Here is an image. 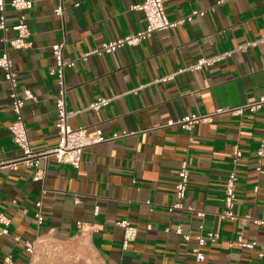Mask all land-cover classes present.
I'll return each instance as SVG.
<instances>
[{"label": "crops", "instance_id": "1", "mask_svg": "<svg viewBox=\"0 0 264 264\" xmlns=\"http://www.w3.org/2000/svg\"><path fill=\"white\" fill-rule=\"evenodd\" d=\"M31 1L26 17L32 45L8 48L18 90L34 94L22 106L31 146L41 149L57 141L58 85L50 74L55 43H63L64 59L75 60L64 70L69 124L85 126L90 133L100 128L106 136L127 134L86 147L79 168L49 158L43 180H33V170L23 165L0 168V212L11 218L9 233L0 235V264H195V241H185L172 229L179 225L193 237L199 224L220 236L201 247V264H264V256L257 255L264 254V155L259 161L256 155L264 142V105L240 114L214 113L264 96V0H163L170 19L194 9L204 15L155 31L138 45L102 54L92 50L145 26L143 12L133 8L143 0ZM59 4L60 16L53 11ZM5 13L7 24L15 23L10 6ZM14 35L0 30V54L6 47L3 38ZM199 58L214 61L190 69ZM167 75L171 79L163 80ZM100 97L111 100L100 109H89ZM189 113L213 115L191 130L165 126ZM13 118L0 69L4 158L20 153L8 130ZM184 160L189 180L183 208L170 211ZM232 169L237 174V218L221 219L224 186ZM37 200L42 203L40 223L34 218ZM197 210L204 216H197ZM254 218L262 223L255 224ZM122 219L138 229L126 248L123 229L116 225ZM165 227L171 231L165 232ZM239 234L258 246L229 245ZM27 241L31 252L25 249Z\"/></svg>", "mask_w": 264, "mask_h": 264}, {"label": "built area", "instance_id": "2", "mask_svg": "<svg viewBox=\"0 0 264 264\" xmlns=\"http://www.w3.org/2000/svg\"><path fill=\"white\" fill-rule=\"evenodd\" d=\"M224 0H218V3H222ZM10 6L16 12V20L12 25L7 24V16L5 13L6 6ZM32 7L31 0H0V30L6 32L12 30L15 35L8 39L3 38L5 42V49L0 54V69L3 71L4 79L7 83L8 96L10 98V107L14 114L13 120L8 125V130L11 134L12 141L19 148L20 153L14 158H4L0 156V168L8 167L11 170H16L19 165H23L33 170V180H43L46 175V167L49 158H53L55 162L59 164H68L74 168H79L81 164V156L83 150L92 145L105 142L107 140H113L121 135H126L127 132L123 131L119 133H113L110 136H106L100 128H95L93 132H89L85 126L72 127L69 124V117L71 112L66 109L65 91L66 86L64 83V70L66 67L74 65L75 60H66L63 57V43H55L51 46L52 55L55 61V68L50 71V74L55 75L57 78L58 94L55 98L56 108V135L57 141L54 145L35 149L31 146L30 140L27 134L25 122L22 116V106L26 100L34 99V94L30 89H24L22 92L18 90V73L14 68L12 58L9 56L8 48L20 50L23 48L31 47L32 42L29 40L30 32L27 23L26 12ZM134 9H139L143 12L145 18V26L131 34H127L121 38L115 40H108L101 42V44L92 50L96 54L113 53L122 47L134 46L142 43L155 31H162L167 29L177 28L190 21L194 16H203V10H192L190 14L178 19H170L165 11L163 0H143L140 4L133 6ZM54 13L58 16L62 15L63 6L61 4L54 8ZM91 53V52H89ZM89 53L82 56L85 58ZM215 58V59H219ZM214 59L199 58L193 62L189 68L192 70L201 69L204 64H210ZM172 75H167L163 80L171 79ZM111 98L100 97L95 101L88 104L89 109H100L102 106L107 105ZM264 105V96L257 101L237 108H217L214 113H220L223 111H230L235 114H240L244 109L248 108L254 110L258 106ZM211 114H198L189 113L181 116L176 120H168L165 126L177 125L181 129L191 130L198 122L209 121L212 117ZM236 157L240 155V151L236 148L234 150ZM256 155L261 158L264 155V142L259 144ZM260 165L256 167V170H260ZM189 180V169L187 161H182L178 170V177L174 186L175 202L168 208L173 209L183 208L182 201L186 195L187 183ZM236 180L237 174L235 169H232L226 178L224 186V208L218 214L221 219L235 220L237 218L234 212L235 198H236ZM41 200L35 202L34 218L40 223L43 220V215L40 212ZM98 208H95L97 211ZM196 215L199 217L204 216L203 210H197ZM255 224H261L262 220L254 218ZM11 224V218L4 212H0V235H6L9 233V226ZM116 225L122 227L123 237L122 246L124 248L136 238L138 229L136 226L130 224L128 220L122 219L116 222ZM150 225L147 226L149 228ZM165 232H170L169 227L164 228ZM175 234H179L185 241H189L193 238L195 241L192 251L195 255V264H201L205 260V254L202 252L201 247L214 242L219 239V233L213 230H205L203 224L198 225V231L192 237L190 233L184 232L181 226L176 225L172 229ZM15 240H20L18 236L14 237ZM237 245L246 249H254L258 246L255 240H244L241 234L237 235L235 239L230 241L229 245ZM27 252L32 251V243L24 242ZM259 257H263V252H258ZM8 259V258H7ZM6 259V260H7Z\"/></svg>", "mask_w": 264, "mask_h": 264}]
</instances>
